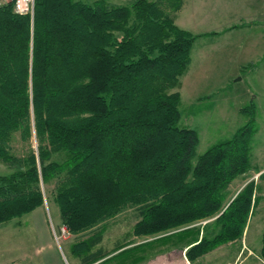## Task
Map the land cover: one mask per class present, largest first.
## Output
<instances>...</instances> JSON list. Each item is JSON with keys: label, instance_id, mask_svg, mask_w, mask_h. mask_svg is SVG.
<instances>
[{"label": "trees", "instance_id": "16d2710c", "mask_svg": "<svg viewBox=\"0 0 264 264\" xmlns=\"http://www.w3.org/2000/svg\"><path fill=\"white\" fill-rule=\"evenodd\" d=\"M184 1L35 0L33 14L16 12L14 0L0 4V160L17 166L0 173V223L42 206V182L57 177L62 223L75 234L135 205L136 235L214 218L212 237L179 230L191 262L243 237L257 183L228 200L226 191L252 166L255 108H244L251 118L232 138L198 155L197 132L180 125V78L198 36L175 22ZM17 131L28 144L22 156L11 151ZM59 152L61 162L52 159ZM104 231L72 245L82 264L171 240L161 236L106 257L95 248ZM260 254L264 259V230Z\"/></svg>", "mask_w": 264, "mask_h": 264}, {"label": "rangeland", "instance_id": "374dc122", "mask_svg": "<svg viewBox=\"0 0 264 264\" xmlns=\"http://www.w3.org/2000/svg\"><path fill=\"white\" fill-rule=\"evenodd\" d=\"M10 0H5L7 3ZM87 3H93L95 0H80ZM110 4H131L135 0H105ZM220 3V4H219ZM213 8L216 12L214 15L223 16L226 19H207L199 21L200 24L195 25L202 36L197 40L196 52H194L195 62L193 63L192 74L204 75L210 77V82L203 85L192 96L191 93L181 88L183 94L180 104L181 119L180 125L193 128L199 136V144L197 146L198 155L204 153L212 145L228 140L234 136L236 131L245 125L251 118V113L244 110L245 107L255 108L253 114L256 125V132L250 140L251 146V168L244 174L236 177L227 188V200L234 197L241 188L250 180L254 179L259 182L260 194L257 193L258 202L255 207L254 214L250 217L245 228L243 237L236 241H228L218 245L207 253L197 257L191 262L186 255L187 243L181 238V229L191 228L189 230L191 239L196 238L199 231V237L203 234L208 237L215 235L217 228L213 224V219H205L197 221L189 225L178 228L169 229L153 235H136L134 227L140 218L139 209L135 205H129L119 211L117 214L106 218L97 224L94 228L81 233L63 232V223L60 215V207L55 200V187L58 178H51L48 182H42V188L45 194V202L43 204L49 225L55 228L57 236L62 242V248L68 258L72 262V258L77 255H71L69 245H73L81 238L87 237L95 230L105 227L103 241L101 245L106 249L108 256H112L124 248L134 246L143 242L152 241L161 236H168L171 240L169 243L156 241L155 243L144 244L133 248L128 252L120 254L106 262L100 259L93 264H120L122 259L131 255L146 252L149 259L137 264L148 263L151 261L160 262L161 259L168 260L169 264H264L260 250L262 247V234L264 230V176H260L264 172V73L261 71H247L246 67L240 72L236 71L237 64L242 60L244 62L262 60L261 54H255L254 37L262 35L264 37V29L257 30L255 36L244 22L250 12L252 3L249 0H214ZM217 4V5H216ZM264 20V19H263ZM223 26L234 27V29L221 36L212 37V34H205L210 30H218ZM237 27V28H236ZM249 29V30H248ZM212 42L210 49L211 57L205 60L207 50L206 42ZM248 43V45H245ZM246 46L250 48L247 50ZM260 48L264 49V40L260 41ZM249 52V53H248ZM251 56H250V55ZM250 56V58H248ZM211 60V61H209ZM261 62V61H260ZM250 64V63H249ZM205 66V67H204ZM210 66V67H209ZM209 67L210 70H208ZM206 68V69H205ZM252 68V67H250ZM204 69L205 72H202ZM247 71V72H246ZM259 72V74H258ZM205 77H203L204 79ZM183 85V84H182ZM252 103V104H251ZM241 106H244L240 109ZM31 143L37 148V139L35 135L31 138ZM12 153L22 156L27 147V141L22 140L20 132L12 135L11 141ZM65 154L62 152L53 153L52 159L63 161ZM17 166L0 160V173H8ZM37 224L41 221L35 217V214L26 213L21 217L13 218L7 222L0 223V256H12L18 249L13 244L18 239H33ZM15 225H28L22 230L13 228ZM29 226H33L32 228ZM21 229V228H20ZM178 231V232H177ZM192 231V232H191ZM167 239V237L165 238ZM126 245L124 247H120ZM153 246V247H152ZM33 246L29 247V251H33ZM130 255V256H127ZM78 259V258H77ZM80 259V258H79ZM80 261V260H77ZM167 262H165L166 264ZM73 264V263H72Z\"/></svg>", "mask_w": 264, "mask_h": 264}, {"label": "crops", "instance_id": "0c3cea01", "mask_svg": "<svg viewBox=\"0 0 264 264\" xmlns=\"http://www.w3.org/2000/svg\"><path fill=\"white\" fill-rule=\"evenodd\" d=\"M213 1L214 0H185L181 9L178 10L175 15L176 24L198 35L192 46L191 62L189 64V67L187 71L180 78V85H179L178 90L181 93V102L183 98V94L181 92L182 86L183 87L185 86V89H187L191 93L192 96H195L197 91L203 85L210 82V77H208L207 75L204 76L202 74L195 76L194 74H192V70H193V63L195 62L194 52L197 51L196 50V44L198 42L197 40L202 36V34H200L201 32L199 33L195 32V31H199L198 28H195V25L200 24L202 20L207 21V19H226V17H223V16L217 17L214 15V12L216 11L213 8L214 6ZM4 2L5 0H0V4H3ZM249 3H252V7H251L250 12H248L249 14L245 18V19H249V21L244 22V25H238V27L241 26L242 28V27L248 26V28H250L251 30V32L249 33L250 34L253 33V36H255V33L257 32V30H259L260 32V30L264 29V20H263L264 19V0H249ZM200 19L202 20L199 21ZM233 29L234 27H231V26L230 27L223 26L222 28L218 30L216 29V30H210L209 32H205V34H212V36L209 37L210 38L209 40H211L212 37L221 36V34H226L232 31ZM261 40L263 42L264 40L263 35H262V39L260 38V36L254 37V42H253L254 47L255 46L258 47L257 49L254 50L255 54L258 52L257 54L263 55L264 53V49L260 48ZM211 44H212L211 41H208L205 44L206 45L205 49L207 50V52L204 54L205 55L204 59L207 61L209 57H211V54H209L210 49L213 47ZM245 45H248V43H246ZM246 47H247L246 49L247 50L249 49L250 51V48H248V46ZM250 56H248V58H250ZM237 66H238L236 68L237 72L238 71L240 72L241 70H245L243 69V67L244 68L246 67L247 71L255 70V71H261L264 73V58L262 60L258 58L256 63L254 61L251 63V61L244 62L241 60L237 64ZM209 67H206V68L210 70ZM202 72H205L204 69L202 70ZM203 77L205 78L203 79ZM262 88H264V86H262ZM243 107L244 106H241L239 110H241V108ZM257 193L260 194L259 182H257L256 194ZM32 214H35V217H37V219L41 221V224H37V226H34L37 228L35 231V237L33 239L30 237V239L26 238V239H18L14 241L13 244L18 250L15 251V254L12 256L11 255L6 256L5 253L4 255L0 256V264H72V263L82 264L81 259H79L80 257L78 256L77 257L74 256L72 258V262L68 258H66V254L64 253L63 248H62V242L57 237L58 235L57 231L54 232L55 228L52 229V227L48 223V219L46 217V211H45L44 206L42 205V206L37 207L36 209L32 211ZM27 226L28 225H15L13 228H19L18 231H20L22 230V228H25ZM29 227L32 228L33 226H29ZM101 242L95 248L103 247L101 245ZM32 246H33L32 248L33 251L32 250L29 251L28 250L29 247H32ZM69 247L71 250L72 245L70 244ZM144 252L146 253L148 251H144ZM70 253L71 255H73L72 250L70 251ZM147 259H149L148 256H146L145 259L141 262H144ZM77 260H80V261H77ZM165 262H167L166 264H169V261L164 260V259H161L160 262L151 261V262L143 263V264H165ZM90 264H93V263H90Z\"/></svg>", "mask_w": 264, "mask_h": 264}, {"label": "built area", "instance_id": "2783aa9c", "mask_svg": "<svg viewBox=\"0 0 264 264\" xmlns=\"http://www.w3.org/2000/svg\"><path fill=\"white\" fill-rule=\"evenodd\" d=\"M14 2H15L14 7L16 12L33 14L35 0H14ZM62 229L64 233L69 232L65 225H63Z\"/></svg>", "mask_w": 264, "mask_h": 264}]
</instances>
